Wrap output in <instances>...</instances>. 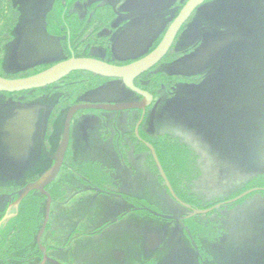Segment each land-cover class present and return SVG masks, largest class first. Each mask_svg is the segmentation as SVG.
Instances as JSON below:
<instances>
[{
  "label": "rangeland",
  "instance_id": "rangeland-1",
  "mask_svg": "<svg viewBox=\"0 0 264 264\" xmlns=\"http://www.w3.org/2000/svg\"><path fill=\"white\" fill-rule=\"evenodd\" d=\"M211 6L220 9L221 12L224 8H229L232 31L239 32L242 28L245 31L244 24L247 25V23L256 26L246 33L247 36L232 34L227 46L216 53L207 70L210 74L199 83L207 85L205 91L196 90L195 84L184 85L179 88V93L176 94L179 97L173 100V104L168 109L165 107L169 106L171 99L164 100L160 97L146 125L158 130L157 126L160 123L162 132H157L156 135L151 134L153 137L164 139L166 133L170 134L172 137L183 140L194 153L191 156V152H187L188 159L178 160L179 169L187 174L186 177L172 175L176 181V189L183 194L187 190L193 191L203 202L213 203L237 192L248 183V186L253 185V187H249L244 193L237 194L232 200L196 210L194 218L196 221L190 220L187 225L190 234L197 238V244L194 247L191 238L188 239L184 232V219L192 215L188 210L190 207L177 202L179 198L172 195L168 184L165 189L177 201L165 192L166 190L164 191V187L161 188L164 186L162 180L158 181L153 173L151 175L150 172L148 173L146 160L137 157L131 159L132 166H128L112 154L109 145L100 143L101 140L99 141L95 132L87 130L90 141L88 146L85 145L80 149V152L85 157L92 156L104 164L114 166L119 176V190L131 193L133 197H145L156 203L160 216L138 215L134 208L136 200L129 203L116 195L109 199L106 196H96L89 191H84V194L78 191L71 192L69 195H76L65 202L62 198L63 190L74 168L72 166L74 160L69 158L61 175L51 183L56 185L54 192L59 197L57 200L53 199L50 219L41 242L50 258L61 264H120L113 253L115 250H121L127 254L126 262L129 264H175L173 259L176 258L175 253L178 251L180 260L177 264H264V106H260V103L258 106L256 104L260 102L264 92V79L257 77V72L261 73L260 71L263 70L261 68L264 66V0H216L211 3ZM243 7L249 11L246 12L248 15L251 14L249 19L241 20L244 18L242 15H245L241 9ZM254 14H258V17ZM234 24L238 25L233 26ZM246 45H249V48ZM256 65L259 66L256 67ZM119 88H122L120 92L125 93L122 82ZM190 90H193L191 96L195 99L194 102H198L190 104V109L199 111L201 116L199 119H197L198 115L193 118L194 122L187 120L185 122L184 114L182 113V116L177 114L180 113V109L183 110L189 104L184 103L183 99L187 98L184 97L185 92L190 93ZM98 92L99 90L96 93ZM219 94L224 96H220L219 99ZM128 97L127 99L130 100ZM137 98L134 96V99ZM202 98L205 100L208 98L210 103L202 102ZM245 100L253 104L247 106ZM50 103L52 101H48L41 108H47ZM165 110L172 112L176 121L180 123L183 121L182 127L176 128L174 124L168 123L165 125L163 120L168 113ZM185 111L187 114L190 113L187 109ZM163 112L165 113L162 119ZM65 115L63 113L57 122L54 129L57 134L50 140L53 150L58 147L60 138L62 139ZM97 117L104 121L105 117ZM79 119L83 118L78 116ZM202 127L206 128L205 135L200 134L204 132ZM87 128L84 126V129ZM50 129L46 121L39 125V144L36 148L41 147L43 152L46 151L45 141L47 134L51 133ZM107 129H104L105 137H108L110 131ZM195 132L197 133L194 135ZM33 150L35 153V148ZM195 156H198V159ZM38 161L37 158L27 161L5 159L0 161V183L15 185L12 194L8 197H0V207L2 208L3 205L0 216L8 201L6 214L2 219L0 218V223L7 218L6 216L11 217V214L19 209L21 203L17 204L19 198L15 195L17 192L19 194L18 187L25 183L29 185L42 176L41 172L31 174L35 172ZM52 164L53 160L44 159L40 167H43L45 171ZM197 168L198 172L195 173ZM199 173L200 178L194 182ZM66 192H68L67 189H65ZM119 195L126 194L119 192ZM133 197H131L132 200ZM28 203L25 205V211L35 215L38 209L42 214L38 215L40 220H36L37 217H35L36 222L41 223L35 235V242L38 245L37 238L46 219L47 200L39 207ZM226 203L229 205H224ZM124 209H128L129 216L119 220L118 214L121 211L124 212ZM143 213L142 211L141 214ZM166 213L169 214L166 215ZM114 220L115 222L111 223L102 234L96 237L80 236L81 239L77 238L69 249L65 248L66 237L79 232L76 230L89 231L91 228ZM151 233L156 234L160 239V245L156 251L147 249L146 239L143 240L146 234ZM139 240L145 241L143 248L139 246ZM39 249L41 250L40 246ZM200 252L204 254L202 258L199 256ZM37 254L38 252L35 251V255ZM42 255L43 259L35 256V264L42 263L43 252ZM11 264L22 263L13 261ZM46 264L54 263L48 261Z\"/></svg>",
  "mask_w": 264,
  "mask_h": 264
},
{
  "label": "flooded vegetation",
  "instance_id": "flooded-vegetation-1",
  "mask_svg": "<svg viewBox=\"0 0 264 264\" xmlns=\"http://www.w3.org/2000/svg\"><path fill=\"white\" fill-rule=\"evenodd\" d=\"M189 1L0 0V77L9 80L26 79L72 59H93L120 67L132 65L149 56L160 46L170 27ZM215 1L207 0L198 6L179 29L167 54L155 66L135 78V85L152 96L145 115L138 109L106 111L89 108L76 112L71 124L70 143L65 162L57 175H61L68 159L72 158L74 168L71 171L75 174L70 175L71 178L64 187L68 191L63 197L65 202L76 195H69V193L77 191L83 194L84 191H94L97 196L114 194L129 203L133 202L131 198L133 194L119 190V176L114 166L100 161L103 165L113 168L110 175L112 183L108 187L117 193H101L87 183L88 177L83 173L87 171V167L82 166L83 161H99L92 156H86V158L80 152V149L85 145L88 146L90 141L87 130L95 132L99 141L101 140L100 143L109 145L112 154L128 166H132L131 159L139 157L146 160L149 172L151 171L149 159L155 158V154L159 158L155 146L167 135L166 133L164 139L153 137V134L156 135L157 132L162 131L146 125L150 121L155 105L160 97L164 100L179 97L176 94L179 93L180 87L199 84L203 81L210 74L207 70L213 62V57L230 42L232 35L230 10L224 8L221 12L220 9L212 7L211 3ZM153 25L156 28L155 35L144 45L143 38L148 37ZM127 32H130V36L128 40H124L123 37ZM27 36L33 37L30 51L21 49ZM122 45L132 49L124 51L125 49H121ZM142 46V49L137 50ZM216 46L219 48L211 54L210 60L203 68L188 73L182 70V67L199 59ZM29 62L31 63L27 64ZM120 82L123 83L125 93L120 92L122 89L119 88ZM98 90L99 92L96 93ZM105 90L108 91L106 96L102 95ZM134 96L138 98L134 99ZM99 98H106V100L99 101ZM144 99L145 97L129 89L122 79L109 78L88 71L72 72L62 80L43 88L20 92L0 91V161L2 159L27 161L37 158L39 161L35 165V172L31 174L41 172L40 175H43L55 165L60 152L64 130L62 139L58 140L59 144L55 150L50 140L57 134L54 129L63 113L66 114L67 119L69 110L74 106L134 103ZM48 101L52 103L42 109L41 107H44ZM165 112L169 113L166 115L168 119L163 120L165 125L168 123L174 124L176 128L182 127V123L174 119L175 115L172 112L169 110ZM165 112L161 113L162 117ZM78 116L83 119L78 120ZM97 116L105 117L103 118L105 122L102 119L99 120ZM141 120L139 134H137V127ZM44 121L47 127L51 128V133L49 132L46 136V151L43 152L42 148L39 146L36 148V145L39 144V125ZM84 126L89 128L84 129ZM105 128L111 131L107 129L108 137L103 135L106 133ZM200 134L205 135V130ZM149 145L153 146L155 153ZM193 154V152L190 153L191 156ZM163 156L168 155L164 153ZM171 156L184 157L189 156V153L181 152ZM44 159L53 160V164L45 171L43 167H40ZM133 169L136 171L134 167ZM46 190L50 193L47 187ZM119 192L126 195H119ZM0 197L2 198V195ZM124 210L118 214L119 220L129 216L128 209ZM113 222L115 220L107 221L105 225L91 228L89 231L76 230L79 232L66 237L65 248L69 249L80 236L96 237L102 234ZM154 236V233L146 234L143 239H146V243L139 238V246L143 248L145 243L147 249L156 251L160 245V239L158 247L152 249L151 247L157 244ZM113 254L118 263L129 264L126 262L128 258L125 252L115 250ZM177 259L180 260L178 254Z\"/></svg>",
  "mask_w": 264,
  "mask_h": 264
},
{
  "label": "trees",
  "instance_id": "trees-1",
  "mask_svg": "<svg viewBox=\"0 0 264 264\" xmlns=\"http://www.w3.org/2000/svg\"><path fill=\"white\" fill-rule=\"evenodd\" d=\"M241 9H242V11L245 12V15H242L244 18H242L241 20H244L246 18L249 19L251 14L248 15L246 13V12H249L247 10V8L243 7ZM254 16L258 17V14H254ZM237 25L238 24H234L233 26H237ZM244 26H246V28L244 27L245 31L243 30V28L241 29V31L239 29V32L234 31V30L232 31V29H231L232 34H234V35L239 34V36L240 35L247 36L246 33H249L250 29L252 27L255 28L256 25L252 26V25H249L247 23V25L244 24ZM239 43H240V41H239ZM195 85L197 87L196 90H204L205 91L207 89L206 84H195ZM192 92H193V90H190V93L185 92L186 95L184 97H187V98L183 99V101H184V103H189V104L183 110L180 109V111H179L180 113L177 114L178 116H182V113H183L185 116V118L183 120L185 122H187V121H189V122L193 121L194 122L193 118H196V116L198 115L197 119H199L201 116L198 113L199 111L190 109V104L198 103V102H194L195 99L193 98V96H191ZM220 96H224V95L219 94V97H218L219 99H220ZM170 99H171V101H169L170 102L169 106L165 107L166 109H168L170 107V105L173 104V100H176L177 96L170 98ZM202 100H203L202 102H207L208 98H206V100H205V98H202ZM185 109L189 110L190 113L187 114ZM187 116H189V117L187 118ZM162 119H163V117H162ZM164 119H168V118L165 117ZM181 122H182V124H184L183 121H181ZM157 127H158V131H161L160 123H159V126H157ZM202 128H204V127H202ZM204 130L206 132V128H204ZM155 147H156L155 148L156 152L159 153L158 154L159 160H160V163L163 167V170H164L167 178L170 181V184L172 186L173 191H175L176 197L179 198V199L178 198L177 199L180 202L177 201L176 199H174L172 197V195L169 194V191H167V189H165L167 187L166 186L167 183H166L165 179L162 177L163 175L161 174V171L158 167V164H157L155 158L149 159L150 170H151L150 175L153 173V175H155L156 180H158V181L162 180V185H164V186H162L161 188L164 187L163 188L164 191L166 190L165 192H167L169 195H171V197L175 201H177L179 204L184 203L185 205L190 207V209H188V210L191 211L192 215L187 216L184 219L185 226L184 225L183 226H184V232L187 235V238L188 239L191 238L192 245L195 247V245L197 244V240H196L197 238H196V236H194V235L192 236V234H190L189 228L187 225H188V221H190V220L196 221L194 219L196 216V213H195L196 210L205 209V208H208L210 205L220 204V203H224L226 201L232 200V199L236 198L235 196H237V194L239 195L240 193H244L246 190H248L249 187H253V185L248 186L249 185V183H248L245 185V187L238 190L237 192L235 191L234 193H232L228 197L221 199V200H218V201H214L213 203L203 202L202 200H200V197H198L193 191H192L193 192L192 193L186 189L187 191H185L184 194H183V192L178 191L176 189V181L172 177V175L186 177L185 175H187V174H185V172H182V170L179 169V166H178L179 161L178 160L188 159L187 156L177 157V156H171V154L177 155V153H181V152H183V153H187V152L190 153L191 152L192 153V150L188 147V145L185 142H182L181 140H179L177 137H172L170 134H167L166 138L164 140H162L161 143H159V144L157 143ZM164 153H167L168 156H163ZM196 157L198 159V156H195V158ZM192 162H194V160H192ZM151 163H152V165H151ZM82 166H84V168L87 167V171H83V173H85V175L88 177L86 179V181L89 185H92L93 187H95V189L97 188L98 191H100L101 193H105V194L117 193V191H113V190H111L112 188L108 187L112 183V179L110 177V175L112 174V170H113L112 167L110 168L106 165H103L100 161H95V160H85V161H83ZM196 172H198V168L195 171V173ZM199 178H200V173L197 175L194 182H197ZM194 184H192V185L194 186ZM27 186H28V183H25V184H22L21 186L18 187L19 194H18V192L15 194L17 196L16 198L20 197V195L22 194V192L24 191V189ZM55 186L56 185H54V184L52 186L48 185L47 188L49 189L50 193L53 195L54 200L55 199L57 200L59 195L56 192H54ZM14 187H15V185L10 186L9 184H1L0 183V195H2L3 197H6V196L8 197L9 194H12L11 192H12V190H14L13 189ZM65 194L66 193H63L62 196L65 197L64 196ZM42 200L45 202L47 200V197L45 195H43L41 193V191L35 190V191L31 192L21 202V204L19 205V209L15 210V213L11 214L12 215L11 217L10 216L7 217L6 221L0 227V264H11V263H13V261L21 262L22 264H35V256H36V258L40 257L43 259L42 251L39 249V246L35 242V235H37V233L39 231L38 227L41 225V223L36 222V220H38L39 216L42 215L41 211L37 209L38 212L35 211V215H31L27 210L25 211V209H24L25 205L28 202H29L28 204L33 203L35 205V207H39L40 204L44 203ZM135 200H136V206H134V208L136 209V212H138V215H140V216H148L149 215L151 217L160 216V213L158 210L159 207L156 203L149 201L145 197L134 196L133 201L135 202ZM224 205H229V204L226 203ZM7 207H8V201L6 202V206H4L3 212L1 213V216H0L1 219L6 214ZM142 211L144 212L143 214H141ZM145 212H147V213H145ZM167 214H169V213H166V215ZM166 215L163 214V216H165V218H166ZM35 217H37L36 220H35ZM162 221H165V220L162 219ZM35 247H36V250H35ZM177 250H178V248H177ZM35 251L38 252L37 255H35ZM177 252L178 251H176V253H175L176 258L173 259V263H175V264H177L179 262L177 259V254H178ZM21 253H22V255H21ZM199 256L202 258L204 256L203 252H200Z\"/></svg>",
  "mask_w": 264,
  "mask_h": 264
},
{
  "label": "water",
  "instance_id": "water-1",
  "mask_svg": "<svg viewBox=\"0 0 264 264\" xmlns=\"http://www.w3.org/2000/svg\"><path fill=\"white\" fill-rule=\"evenodd\" d=\"M206 1L207 0H190L188 2V4L185 6V8L183 9V11L181 12V14L179 15V17L175 20L173 25L170 27L168 33L166 34V36H165L164 40L162 41V43L160 44V46L153 53H151L149 56H147L146 58H144L140 61H137L136 63H133L132 65L120 67V66L108 64L106 62L93 60V59H72V60L60 63V64L52 67L51 69H49V70H47L41 74H38L34 77H30V78H26V79H17V80H9V79H4V78L0 77V91L20 92V91L30 90V89H34V88H43V87L52 85V84L62 80L63 78L67 77L68 75H70L72 72H75V71H88V72L95 73V74L102 75V76L109 77V78L122 79L124 81L125 85L129 89L138 93L142 97H145V99L143 101H140V102L105 104V105H100V106L99 105H78V106L72 107L69 110L68 115H67V119H66V123H65L64 136H63V140L61 143L60 152L57 156L55 165L50 170H48L46 173H44L37 181L29 184L24 189V191L22 192V194L20 195V197L17 201V204L19 205L23 201V199H25L31 192H33L35 190L41 191L47 197L46 219H45V222H44L42 229H41V231L38 235V238H37V242H38V244H39V246H40V248L44 254V260L42 261L41 264H46L48 261H51L54 264H61L60 262L49 257L47 249L42 245L41 242H42V237L46 231V228H47V225H48V222L50 219L51 205L53 202V197L46 190V187L49 184H51L53 182V180L57 177L63 163L65 162V156L67 154L69 143H70L71 124H72V120L74 118V115L76 114L77 111H79L81 109H89V108L102 109V110H106V111H128V110L138 109V110H141L143 112V114L145 115L146 109H147L148 105L150 104V102L152 101V96L149 93L141 90L140 88H138L135 85V83H134L135 78L137 76H139L140 74L144 73L145 71L149 70L153 66H155L167 54V52L171 48V46H172V44H173V42H174V40H175V38L179 32V29L181 28L183 23L190 17L192 12L198 6H200L201 4H203ZM263 15H264V13H263ZM155 30H156V28L153 25L151 27V30H150L148 37L146 38V36H145L143 38V44L144 45H146L150 41V39L155 35ZM136 34H144V33H136ZM129 36H130V32H127L124 35L123 39L128 40ZM32 43H33V37L27 36L24 39V43H23V46L21 47V49L30 51V46L32 45ZM246 46L249 48V45H246ZM142 48H143V46L138 47L137 50H140ZM218 48L219 47H217V46L212 48L211 50H209L206 54H204L199 59H197V60L191 62L190 64L182 67V70L186 73L191 72V71L200 70L210 60L211 54ZM121 49H125L124 51H128L132 48H125L122 45ZM134 56H137V55H134ZM134 56H132V57H134ZM243 59H244V56H243ZM30 63L31 62H29L27 64H30ZM258 66L259 65H256V67H258ZM261 69H263V70L260 71L261 73H259V74L257 72V77H259L260 79H264V66ZM260 82L263 83V81H260ZM112 91L115 92L114 90H112ZM102 93H103L102 95L106 96L108 94V91L105 90ZM247 94H251V93H247ZM262 98H261L260 102L258 101L256 103L257 106L259 105V103H260V106H264V92H263ZM103 100H106V98H99V101H103ZM247 100H245L247 106L253 104L252 102L247 101ZM141 123H142V120L137 127V134H139V127H140ZM252 144H255V143H252ZM149 147L155 153L153 146L149 145ZM155 158H156V161L160 167L161 174L163 175L166 183L168 184L172 195L174 197H176L175 192L173 191L172 186L169 183L168 178H167V176L163 170V167L160 163V160L156 154H155ZM6 219L7 218H5L3 221H1L0 227H1V224ZM154 238H155L157 244L155 246L151 247L152 249L158 247V244H159V238L156 234H155ZM149 248H150V246H149Z\"/></svg>",
  "mask_w": 264,
  "mask_h": 264
},
{
  "label": "crops",
  "instance_id": "crops-1",
  "mask_svg": "<svg viewBox=\"0 0 264 264\" xmlns=\"http://www.w3.org/2000/svg\"><path fill=\"white\" fill-rule=\"evenodd\" d=\"M148 171V173H149V169L147 170ZM89 192H91L92 194H96V196H97V193L96 192H94V191H89ZM108 197L109 199H111V198H113V196H114V194L113 195H104V196H102V197ZM79 200H81L80 198H79ZM150 201V200H149Z\"/></svg>",
  "mask_w": 264,
  "mask_h": 264
}]
</instances>
